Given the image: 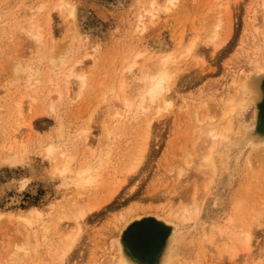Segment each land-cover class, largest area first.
Masks as SVG:
<instances>
[{
    "label": "rangeland",
    "instance_id": "obj_1",
    "mask_svg": "<svg viewBox=\"0 0 264 264\" xmlns=\"http://www.w3.org/2000/svg\"><path fill=\"white\" fill-rule=\"evenodd\" d=\"M152 1L0 0V264H112L125 255L119 248L123 230L139 217L160 224L164 247L174 233L171 264H264V218L247 250L243 243H212L244 187L252 201H264L263 190L249 187L264 168V24L252 18L262 22L264 0H156L153 9ZM34 24L39 41L29 35ZM216 26L218 40H206L207 27ZM197 39L195 54L187 56ZM141 52L125 90L144 62L174 53L183 63L168 93L172 106L158 115V106L146 104L137 116L111 120V89L119 92L127 63ZM70 68L88 78L82 92L74 78L68 93L63 88ZM50 82L62 83L61 97ZM145 116L153 118L148 148L128 177L135 150L146 141ZM225 124L229 138L213 154L212 166L201 167L204 132ZM85 131L87 142L80 136ZM51 146L57 162L63 154L75 158L74 170L103 161L98 187L80 198L61 186ZM195 193L206 198L201 218L183 223L172 210L191 206ZM81 205L100 208L78 231L71 215ZM32 208L44 215L28 224L22 217L32 218ZM68 231L75 242L62 261ZM165 254H159L160 263Z\"/></svg>",
    "mask_w": 264,
    "mask_h": 264
},
{
    "label": "bare ground",
    "instance_id": "obj_2",
    "mask_svg": "<svg viewBox=\"0 0 264 264\" xmlns=\"http://www.w3.org/2000/svg\"><path fill=\"white\" fill-rule=\"evenodd\" d=\"M165 2L167 4H170V5L174 4V0H165ZM155 4H156V0H153L150 3L152 9L154 8V6L157 5V4L156 5ZM165 8L169 12L170 8L169 7H165ZM155 10H157V8ZM152 12L153 11H150L149 13H152ZM154 17L155 16L153 15V18ZM252 18H253V21H257L258 20L259 24H264V15H263V18H262V22L256 16H254ZM35 23H36V21H35ZM259 24H254V26L258 27L257 25H259ZM48 26H49V24H48ZM217 28H218V26H216L215 28L214 27H212V28L207 27L206 33H205L206 36L204 34L205 39L206 40L209 39L212 42H214L215 40L217 41L218 40L217 39L218 38V32L216 30ZM29 35L31 36L32 40H35V41H39L42 38V35L40 33V28L36 24L31 26V29L29 31ZM205 42H206V44H209L208 41H205ZM198 44H199V39L194 41L192 43V45L189 47V49H187V56H190L192 53L195 54V48H197ZM216 44H214L215 48H218V46H220V45H216ZM165 53L166 52H162V54H160L159 57L154 58V59H152V60H150L148 62H144L143 65L141 64L142 65L141 67L139 66L140 67L139 76L134 79L133 84L129 83V84H132V85L129 87V90L127 89L128 91L125 90L127 81H128V79H131L132 76L135 74L134 73V69L138 65H140L139 64V60L141 58H143V54L144 53L141 52V53L137 54L131 62L127 63L128 66H126L125 72L123 73V75L120 78L121 79V84H120L121 87L119 88V92L118 91L116 92V90L114 88L111 89L113 93H116L115 96L113 95L115 98H114V103H113L114 104V106H113L114 109L111 110V113H110L111 120L131 118L134 115L137 116L136 112L139 109H143L144 111H147V107H145L146 104H149V107L150 106H154V105L158 106V108H157L158 109L157 110V112H158L157 114L158 115H161V113H164L162 110H164L166 107L167 108L168 107L171 108V106H172L171 104H172V100H173L174 96L173 95H169L168 93H170L173 90V86H174L173 81L175 82V80H174L175 76L177 75V73L179 71V66L181 65V63H183V61L179 60L178 58H174V56H173L174 53L173 54H168V53L165 54ZM148 54L149 53H146V55H148ZM131 57H133V56H131ZM55 60H57V59L55 58ZM186 61L187 60H185V62ZM55 63L56 62L54 61L53 64H55ZM182 68H184V67H182ZM19 72H20L19 66L14 67V73L18 74ZM67 72L69 74L64 75L65 79L62 81L63 84L61 83L63 88H65V90H67V93H68L69 90H70V84L73 83L72 79L74 78V79L77 80L76 83L79 84V88H80L79 91L82 92L83 89L86 88L85 86L87 85V79L88 78L85 75H83V74H80L78 72H74L73 68H70ZM261 81H263V79ZM131 82H132V80H131ZM50 83H51V85L54 84L53 85L54 87H56V88L58 87V92L57 93L61 97L62 94H61V91H59V87H60L61 84L60 83L55 84V83H52V82H50ZM118 84H119V82H118ZM236 84H237V82H236ZM260 86H262V85H260ZM108 92H110V91H108ZM239 93H240V91H239ZM228 101H229V99H228ZM201 104H203V103H201ZM222 105H224V104H222ZM225 111H227V109ZM220 112H222V111H220ZM226 115L227 114H225V116ZM155 119H156V117H155ZM145 120H146L147 126L146 125H144V126H145V129H147V131L145 130L146 134L144 133L143 137H145L144 139H146V141L144 143H141V146H140L139 149L137 148L135 150V154H136L135 155L136 157H135V160H134L135 162H134V164L131 165V167L129 169L126 170V174H128L127 175L128 177H130L129 174H132L133 172H135L138 169V167L140 166V164H141V162H142V160H143V158L145 156V151H147V148H148V139L150 138L148 136H150V133H151V130H152L153 118L150 119V117L145 116ZM220 127L218 128L217 126H212L209 130L204 132V137L201 135L203 137V140H204L203 145L200 148V150H202V154H201L200 158L204 162V164H202L201 167H211L212 166L211 162H212L213 154L216 153V151L219 148L221 142L229 138V131L228 130H230V129H227V127H229V126H227V124H225V126H222L221 128ZM204 130H205V128H204ZM230 132H232V131H230ZM80 136L82 138H84L85 141L87 142L89 137H90V133H89V131H85ZM147 137H148V139H147ZM233 138H234V136H233ZM229 141H231V140H229ZM197 143L200 144V142H197ZM261 145H264V143H261ZM47 149H48L49 156L52 157V160L54 161V163L56 162V164H57L55 169H54L55 170L54 173L62 178L61 180H59V183L61 184V186H65L66 188L74 189V192L80 198H82L84 195L88 194L89 190H91L93 188L95 189V187L96 188L98 187V184L100 183V179L102 178V173L100 172L101 171V167L100 166H101V164L103 162L102 160H101L102 162L96 167L95 166L92 167L91 165H89L90 163H86V164H83L82 166H80L78 168V170H74L73 167H74V161H75L74 159L75 158L68 156V154L67 155L63 154L62 161L61 162H57V158H56V155H57L56 154V150L57 149H56V147L51 146V147H49ZM195 153H197V151H195ZM105 155H103V156H105ZM131 155H133V154H131ZM71 156H73V155H71ZM101 156H102V154L99 157H101ZM189 156L191 157V155H189ZM192 156H193V159L197 158V157H194V155H192ZM218 158H219V156H218ZM58 159H60V158H58ZM214 159H216V158H214ZM261 168H263V166ZM206 169H205V171H207ZM209 171H210V169H209ZM251 172H252V170H251ZM253 178H254V181L253 180L249 181V183H250L249 187L251 188V186H252V189L255 187V191H258L260 189L264 191V168H263V170L258 172V176L257 177L254 176ZM118 180H119V178H118ZM119 181H117V182H119ZM125 181L126 180H124V182ZM208 181H212V180L208 179ZM124 182L121 181L119 183V185L121 183H124ZM258 182H260V183H258ZM214 183H215V181H214ZM214 183H212V185ZM206 185H204L202 187H206ZM208 188L210 190V187H208ZM247 189H248L247 187L246 188L244 187V189L240 192V194L238 195V198L236 199V201L234 202V204L231 207L232 210L229 213V216H228L227 220L225 221V223L223 224L222 227L216 229L217 231H219L218 232L219 236L216 239H214V241L212 242L214 245H218V243H220V244L223 243V245H225L228 248L231 245H233L235 247L236 244L243 243L242 245L246 246V250L250 247L251 237L255 233V232L254 233H252V232L255 230V227H258V224H261L262 218H264V201L261 200L258 203V200H256V199L254 200V198H253V201H252L250 199V196H253V194L249 195L251 190L249 192ZM246 190H247V192H246ZM113 191H114V189H113ZM117 191H118V189H116L114 192L117 193ZM206 192H207V190H206ZM260 192L264 193L262 191H259V193ZM254 194H256V193H254ZM206 195L208 196V192H207ZM77 196H75V197H77ZM203 200H206V198H204V195L195 193L194 196H193V203H192L191 206H188V207H186V206L184 207L183 206L182 209L178 207V209L172 210V212H174V215L176 214L175 216H177V217L179 215L180 219H181V222H183V223L193 222L203 212V211L201 212ZM84 203H85V201H84ZM87 204L88 203H86V205ZM99 208H100L99 206L96 207V206H91V205L90 206H85L84 205L82 207L75 206L72 209L71 218L76 222L75 225L78 226V231L81 230V229L83 230L82 225L86 222L88 217H91V215L94 214L96 209H99ZM29 214L31 215L32 218L22 217L25 222H28V224L31 223V221L37 222L44 215L42 210H40L38 208H32L30 210ZM66 218H67V216L60 217L59 220L62 221L63 219H66ZM199 218H201V217L199 216ZM137 220H139L137 222V225L132 227L131 226L132 224H131L130 226H128L130 224L129 223V224H127L128 227H125V229L123 230V236H122V239H123L122 241L123 242H122V244L119 243V248H120L121 254H123V251H124L125 255H122L121 257L115 258L114 260H112V264H171L170 262L171 261L173 262L175 260L176 256H177L176 254L173 253V250H174L173 249L174 248L173 247V243H174V238H175L174 233H172L170 236L167 234V236L170 237V238H169V245L168 246L166 245L167 246V248H166V246L164 247L165 242L164 241L162 242L163 238L161 239L160 230L162 231V228L160 227V224L157 225V226L150 225L149 222L147 220H145V218L144 219L143 218L140 219V217L137 218ZM158 221H160V220H158ZM161 221H160L161 223L169 225V222L164 221V220H161ZM168 228H170V227H168ZM164 231H166L165 228H164ZM60 235L62 236L60 238V240L65 237V235L64 236L62 234H60ZM165 235H166V233H165ZM204 235H206V233ZM66 236L67 237L65 238V241L68 242V240L71 238L70 231H68V234ZM206 237H207V235H206ZM164 240H166V239H164ZM202 240H203V237H202ZM69 242H70L69 245L65 246V248H64V250H63V252L61 254L62 261H65V258L71 252L75 241H74V239H73V241H72V239H70ZM211 247H213V246H211ZM234 247H233L232 251L235 250ZM216 248H218V247H216ZM165 250H166V254L162 258V261L160 263L158 261V258L161 257V256L159 257V254L160 253L162 254V251H165ZM174 252H176V251H174ZM259 256L260 255H258L257 257H259Z\"/></svg>",
    "mask_w": 264,
    "mask_h": 264
}]
</instances>
